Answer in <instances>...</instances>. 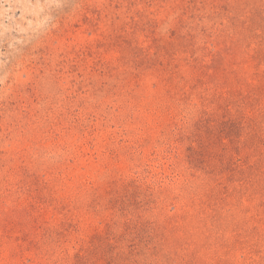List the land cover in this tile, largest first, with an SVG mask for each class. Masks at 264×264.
Masks as SVG:
<instances>
[{
    "label": "rangeland",
    "instance_id": "obj_1",
    "mask_svg": "<svg viewBox=\"0 0 264 264\" xmlns=\"http://www.w3.org/2000/svg\"><path fill=\"white\" fill-rule=\"evenodd\" d=\"M0 264H264V0H0Z\"/></svg>",
    "mask_w": 264,
    "mask_h": 264
}]
</instances>
